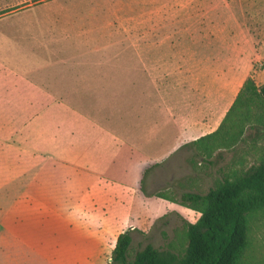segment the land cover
<instances>
[{
	"label": "rangeland",
	"instance_id": "rangeland-1",
	"mask_svg": "<svg viewBox=\"0 0 264 264\" xmlns=\"http://www.w3.org/2000/svg\"><path fill=\"white\" fill-rule=\"evenodd\" d=\"M70 10L79 12L71 17L99 23L94 25L101 27L98 40L106 50L112 45L119 53L128 49L124 39L131 35L135 54L145 23L153 37L157 27L164 29L165 38L178 31L179 45H165V60L150 63L146 70L128 57L118 61L100 88L52 94L51 108H37L30 122L0 127V213L14 209L1 204L10 198L57 202L53 212L37 202L15 207L30 210L28 222L34 228L28 230L27 247L11 237L0 239V263L7 264L15 250L16 263L11 264H107L117 236L126 231L132 239L129 259L148 244L159 250L183 249L186 224L195 223L200 212L153 195L162 193L175 202L183 193L204 195L224 175L238 174L264 159V135L251 131L234 149H214L210 158L198 156L193 145L176 149L180 140H197L218 128L247 77L260 86L264 0H0V15L13 22L60 19ZM69 34L73 37L74 30ZM72 46L68 41L49 44L51 53L48 48L39 53L48 58ZM130 65H137L132 77ZM141 71L148 75L141 76ZM156 127L165 151L159 155L152 141L147 142L146 157L128 168L124 144H133L138 130L151 139ZM95 136L116 146L122 170L109 176L63 172L59 157L72 154L76 140ZM29 151L37 156L27 157ZM49 182L97 186L63 190ZM76 192L83 194L82 206L73 200L61 204ZM25 216L15 218L16 235ZM238 264H264V210L251 219L249 245Z\"/></svg>",
	"mask_w": 264,
	"mask_h": 264
},
{
	"label": "crops",
	"instance_id": "crops-1",
	"mask_svg": "<svg viewBox=\"0 0 264 264\" xmlns=\"http://www.w3.org/2000/svg\"><path fill=\"white\" fill-rule=\"evenodd\" d=\"M63 12L66 13L67 16L60 19L51 18L41 21L30 19L24 22L9 21L10 17L7 14L0 15V127L19 126L26 122H30L32 117L35 116V110L37 108H51L53 104L52 94L74 91L82 92L85 90L94 91L96 88H100L101 84H104L105 79H110L111 69L117 67V63L121 60L126 61L127 57L130 61L139 62L140 64L138 67H145L144 70H146L150 63H158L165 60V45H179L178 31H172L171 37L165 38L164 29L157 27L153 37L148 32V24L145 23L141 24L140 29L142 30L140 37L137 39L139 42L137 54H134L131 49L134 43V39L131 35L124 39L125 45L129 46L128 49L119 53L120 51L118 52L116 47L112 45L110 49L106 50L104 47L105 44L101 46L98 40L101 34V27L94 25L99 23H92L80 17H71L72 14L79 13L78 11L70 10ZM71 30H74L75 33L73 37L69 34ZM49 35L52 36L50 37ZM66 41H68L69 44L80 47V49L73 50L74 46H72V49L69 51L47 54L48 58L46 56H40L41 53L39 52H45L47 48L50 53L52 52L49 48V44L60 45ZM33 60L34 63L32 65L31 63ZM167 60H170L168 55ZM133 67H137V65H130L129 77H132V72L135 71ZM147 75V73L141 71V76ZM263 82L264 79L261 81L260 85ZM257 86L259 85L257 84ZM138 131L139 132L134 135L132 139L133 142L131 143L133 144H124L126 150L124 149L125 159L123 162L127 161L128 168H131L141 157H146L143 148L147 146V142L152 141L159 155H162L167 147L166 144L164 147L161 144L163 140L159 133V127H156L155 134L151 135V139L149 140L143 135L142 130ZM191 133H193V131H187L185 134L189 135ZM195 140L196 139L186 141L180 140L176 149L179 150ZM76 141L79 142L78 146L75 147L76 150L72 152V154L67 152L66 155L60 156V159H58V165H60L62 171L66 174L67 172L75 171L79 174L100 173L101 175L109 176L110 174L114 175L117 169L118 172L122 170L123 164L120 159L121 156L117 154L115 149L116 146L110 145L108 140H106V145L102 144L105 143V140L103 141L96 136L90 139L83 138ZM92 145L94 146L93 151ZM93 155H96L98 158L95 160L94 157H91ZM26 156L34 157L37 156V154L29 151L26 152ZM50 163L56 164L57 161H51L48 164ZM52 184L60 185L63 187V190L76 188V190L82 191L85 189L88 190L90 187L94 189L97 186H95L93 182H91V185L89 182H79L75 187L69 186L67 183H51V185ZM32 188L33 185L30 184L28 189ZM82 195L83 194H80V197L77 192L75 194L72 193V195L69 197L67 196L61 204L67 200L71 203V200H73V205L82 206L84 204ZM28 199L30 198L17 197L7 199L8 201L4 203L1 201L2 205H11L14 208L8 210L7 213H4V210L0 213V225L4 229L3 233L0 234L1 240L6 241L8 237H11L13 240L17 239L21 247L29 246L28 239L30 235L28 230L34 228V226H31L28 222V219H30V210L28 208H16L20 207L19 205L37 202L41 206H49V209L52 211L53 209L51 207L55 206L57 203L53 198L45 199L43 197L39 200L38 198L31 197L32 200L30 201L32 202L28 201ZM21 201L24 203L20 204ZM15 212L27 214L26 216L25 214L16 215ZM22 216H25V219L22 218L23 220L18 222L17 229L19 232L16 235V233L12 232V230L16 228L14 224L17 220L15 221V218ZM33 249L37 253L41 252L36 247ZM12 255L13 258L10 255L9 259L8 254V259L6 260L7 264L16 263L15 250H13ZM95 256L98 258L96 254Z\"/></svg>",
	"mask_w": 264,
	"mask_h": 264
},
{
	"label": "trees",
	"instance_id": "trees-1",
	"mask_svg": "<svg viewBox=\"0 0 264 264\" xmlns=\"http://www.w3.org/2000/svg\"><path fill=\"white\" fill-rule=\"evenodd\" d=\"M247 131L264 135V82L247 77L218 128L191 142L197 155L210 158L214 149L230 150L244 141ZM198 210L199 219L186 224V245L174 251L146 245L129 259L130 231L117 236L108 264H238L249 245L251 219L264 210V159L238 174L224 175L206 194L183 193L172 201Z\"/></svg>",
	"mask_w": 264,
	"mask_h": 264
}]
</instances>
